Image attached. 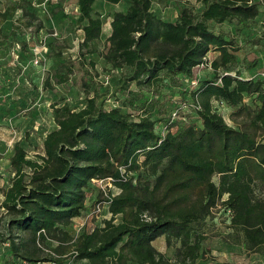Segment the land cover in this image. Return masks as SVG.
I'll return each mask as SVG.
<instances>
[{"label": "trees", "instance_id": "16d2710c", "mask_svg": "<svg viewBox=\"0 0 264 264\" xmlns=\"http://www.w3.org/2000/svg\"><path fill=\"white\" fill-rule=\"evenodd\" d=\"M75 1L83 37L74 56L51 52L56 59L42 90L71 87L84 104L60 97L51 103L54 126L45 136L29 130L13 144L0 264L193 263L201 228L219 204L230 213L231 243L264 249V78H244L256 59L240 58L235 38L214 28L254 25L264 0ZM99 1L126 3L111 13L105 38ZM154 4L173 7L174 19H162ZM43 28L33 0H0V48L20 45L17 63L0 62V85L31 57L29 40ZM211 52L217 55L209 60ZM94 55L120 70L110 89L100 91ZM203 64L210 79L195 77ZM106 97L118 105L106 108ZM213 101L231 109L233 124ZM107 178L119 192L101 190L93 207L100 204L109 218L73 235V220L91 210L86 190ZM162 235L167 245L178 243L174 262L153 245Z\"/></svg>", "mask_w": 264, "mask_h": 264}, {"label": "rangeland", "instance_id": "374dc122", "mask_svg": "<svg viewBox=\"0 0 264 264\" xmlns=\"http://www.w3.org/2000/svg\"><path fill=\"white\" fill-rule=\"evenodd\" d=\"M34 8L37 16L43 20L44 28L38 37L30 39L31 57L26 58L19 71L14 72L16 75L9 85H0V217L4 215L1 209L3 200V188L9 184V180L13 175L10 168V157L13 152V144L21 140L25 132L31 130L40 138L45 136L48 129L54 126L52 119L51 103L60 97L68 98L69 103L76 108L84 104L83 94H78L71 87H58L56 91L46 92L42 90V82L47 75V68L55 62V57L51 56V52L56 53L58 49L63 50V59L74 56L77 53L78 45L83 37V31L77 27V6L75 0H33ZM123 2L118 5L108 4L103 1L96 3V10L104 16L103 34L105 38L108 32L110 15L114 10H120L125 7ZM152 10L164 20H173L175 17V9L171 6L162 7L154 4ZM10 21L3 25L4 31L7 32ZM216 30H222L233 36L236 42L241 46L238 51L240 58L245 57L246 60L256 59V65L242 76L244 78L250 76H259L264 78V8L256 17L255 24L249 27L236 29L234 24L215 25ZM30 38V35L27 36ZM21 38V37H19ZM100 47V46H98ZM17 43L11 52L0 48V62L9 61L11 64L17 63L13 53L17 50ZM39 50L42 54L41 63L35 65V50ZM215 53V54H214ZM216 52H211L208 59H213ZM96 67L100 73V82L102 87L100 91L110 89L119 77V69H111L97 55L93 56ZM24 65V66H23ZM213 72L208 64L200 65L195 69V77L199 80L210 79ZM10 86V87H9ZM9 87V88H8ZM104 104L106 108L118 105L112 97H106ZM244 101L248 102L246 97ZM215 109L223 116L228 124H233L230 118L231 109L218 101L212 102ZM20 105L21 108H19ZM17 106V107H16ZM108 187V186H107ZM106 187V182L94 180L87 191V204L90 209L93 208L95 199L99 192ZM112 194L117 191L114 186L110 187ZM105 211H101L93 218L85 227L82 226V216L79 221H73L71 225V233L75 236L79 235L84 228H91L95 224H100ZM116 217L115 221H118ZM3 221L7 217L3 216ZM230 213H228L223 205L219 204L213 208L209 217L206 218L201 228V254L193 262L188 264H264V249L260 251H248L245 248L231 243L228 234L231 232ZM5 233L3 225H0V235ZM1 237V236H0ZM154 247L164 255L165 258L174 262L175 252L178 243L171 241L170 245L166 244L165 237L159 236L153 241ZM55 244L50 242L48 249H53ZM42 257L48 255L43 252ZM79 264H85L82 261Z\"/></svg>", "mask_w": 264, "mask_h": 264}, {"label": "built area", "instance_id": "2783aa9c", "mask_svg": "<svg viewBox=\"0 0 264 264\" xmlns=\"http://www.w3.org/2000/svg\"><path fill=\"white\" fill-rule=\"evenodd\" d=\"M77 11H78V9H77ZM17 46H18L17 50L13 53L14 58L16 60H18V58H19V55L17 52L20 50V45L17 44ZM35 53H36V55H35V59L33 60V62L35 65L39 66L43 56H42V54H38V53H40L38 49L35 50ZM96 180H99L100 182L105 181L106 187L108 186L106 189L110 190V187L114 186L112 184V180L110 178L96 179ZM106 189L105 188L102 189L104 191V194H105ZM1 209L3 210V208H1ZM100 211H101V205L100 204L96 205L90 211H88L87 214H85V216L83 218V222H82L83 224L81 227H85L88 224V222L93 220V218L99 214ZM23 264H79V263H75V262L59 263V262L51 261V260H37V261H28V262L25 261Z\"/></svg>", "mask_w": 264, "mask_h": 264}, {"label": "crops", "instance_id": "0c3cea01", "mask_svg": "<svg viewBox=\"0 0 264 264\" xmlns=\"http://www.w3.org/2000/svg\"><path fill=\"white\" fill-rule=\"evenodd\" d=\"M109 32H110V25H108V32H107V34H106V36L109 34ZM105 36V37H106ZM210 54V53H209ZM209 54H208V57H209ZM215 54V53H214ZM217 55V54H216ZM214 58V57H213ZM117 191L115 192V194H117L118 192H119V190L116 188V187H114ZM104 209V208H103ZM109 216H110V214L109 213H106L105 212V215L103 216V218H109ZM81 217H78V218H75L73 221H79V219H80ZM102 218V219H103ZM102 221V220H101ZM101 221H100V223H101Z\"/></svg>", "mask_w": 264, "mask_h": 264}]
</instances>
